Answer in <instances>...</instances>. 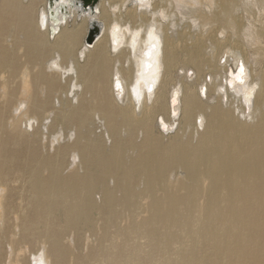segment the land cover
Wrapping results in <instances>:
<instances>
[{
    "label": "bare ground",
    "instance_id": "1",
    "mask_svg": "<svg viewBox=\"0 0 264 264\" xmlns=\"http://www.w3.org/2000/svg\"><path fill=\"white\" fill-rule=\"evenodd\" d=\"M0 264H264V0H0Z\"/></svg>",
    "mask_w": 264,
    "mask_h": 264
},
{
    "label": "water",
    "instance_id": "2",
    "mask_svg": "<svg viewBox=\"0 0 264 264\" xmlns=\"http://www.w3.org/2000/svg\"><path fill=\"white\" fill-rule=\"evenodd\" d=\"M79 1L82 2L83 7L88 9L92 7L94 8V5L97 3L98 0H79ZM99 32H100V29L97 26L92 27L89 32V38L87 40V43L92 44L95 36L98 35Z\"/></svg>",
    "mask_w": 264,
    "mask_h": 264
},
{
    "label": "rangeland",
    "instance_id": "3",
    "mask_svg": "<svg viewBox=\"0 0 264 264\" xmlns=\"http://www.w3.org/2000/svg\"><path fill=\"white\" fill-rule=\"evenodd\" d=\"M47 2H48V0H47ZM99 4H100V0L97 1V3L94 5V7L97 6V5H99ZM45 6H46V5H45ZM130 8H131V6H129L128 9H130ZM128 9H125V10L122 12V17H123L124 19L127 17ZM78 23H79V25L82 24V22H81V18L78 19ZM76 27H77V26L75 25V23H73V18H72V19L70 20V26H68L67 28H69L70 30H73V29L76 28ZM86 29H87V27H86ZM85 35H86V34H84V36H82V41L85 42V43L87 44V40H88V38H89V33H88V36L86 37V39H85ZM53 38H54V36L51 37L52 42H53ZM84 39H85V40H84ZM88 45H90V44H88ZM88 45H87V46H88ZM80 56H81V54H80ZM81 59H83V58L81 57Z\"/></svg>",
    "mask_w": 264,
    "mask_h": 264
},
{
    "label": "snow or ice",
    "instance_id": "4",
    "mask_svg": "<svg viewBox=\"0 0 264 264\" xmlns=\"http://www.w3.org/2000/svg\"><path fill=\"white\" fill-rule=\"evenodd\" d=\"M241 72H243V68L241 67ZM242 82V81H241Z\"/></svg>",
    "mask_w": 264,
    "mask_h": 264
}]
</instances>
